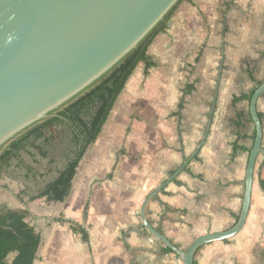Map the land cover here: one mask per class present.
Listing matches in <instances>:
<instances>
[{
  "label": "crops",
  "instance_id": "1",
  "mask_svg": "<svg viewBox=\"0 0 264 264\" xmlns=\"http://www.w3.org/2000/svg\"><path fill=\"white\" fill-rule=\"evenodd\" d=\"M147 55L153 66L139 64L126 82L70 195L35 203L52 225L32 226L40 236L33 264H183L140 216L168 180L145 217L175 247L235 225L255 128L249 101L234 98L264 82V0H183ZM256 109L264 150V94ZM263 186L259 155L244 227L200 248L194 264H264ZM61 220L81 226L86 240Z\"/></svg>",
  "mask_w": 264,
  "mask_h": 264
},
{
  "label": "water",
  "instance_id": "2",
  "mask_svg": "<svg viewBox=\"0 0 264 264\" xmlns=\"http://www.w3.org/2000/svg\"><path fill=\"white\" fill-rule=\"evenodd\" d=\"M179 2L0 0V151L98 83L134 52ZM263 94L264 82L249 100L255 137L248 155L241 211L231 229L201 236L183 251L153 229L145 217L150 200L170 180L142 204V227L183 264H194L200 248L230 240L244 227L255 163L264 155L262 123L256 109Z\"/></svg>",
  "mask_w": 264,
  "mask_h": 264
},
{
  "label": "trees",
  "instance_id": "3",
  "mask_svg": "<svg viewBox=\"0 0 264 264\" xmlns=\"http://www.w3.org/2000/svg\"><path fill=\"white\" fill-rule=\"evenodd\" d=\"M182 1L180 0L134 52L98 83L55 112L53 117L32 126L6 144L0 151V178L14 163L18 169L22 168L30 174L31 170L24 166L21 154L24 153L34 160L36 155L41 161H47L48 153L45 149L55 140V133L63 130L70 136V146L64 157L63 168L37 196L31 198L33 201L45 200L49 204L62 203L70 195L84 155L97 140L126 82L139 64H144L145 72L153 66L147 55L148 48L154 39L167 29L170 18ZM252 94L253 92L234 98V102L249 101ZM28 215L27 210L0 207V264L34 263L40 236L26 222ZM61 222L67 223L74 234H81L82 239L86 240L85 231L81 226L63 220ZM164 250L166 253H172L167 248ZM10 255H14V258L8 262Z\"/></svg>",
  "mask_w": 264,
  "mask_h": 264
},
{
  "label": "rangeland",
  "instance_id": "4",
  "mask_svg": "<svg viewBox=\"0 0 264 264\" xmlns=\"http://www.w3.org/2000/svg\"><path fill=\"white\" fill-rule=\"evenodd\" d=\"M69 137L68 133L63 130L55 133V140L45 149L48 153L47 161H41L36 155L34 160L22 153L23 164L31 170L30 174L22 168L18 169L14 163V166L6 169L0 178V207H24L29 213L26 222L36 227L37 230L40 226L49 229L52 225V218L51 214L47 216L40 208L38 209L35 205V203L39 204L37 200L31 202L29 198L38 195L63 168L64 157L70 146ZM2 198H5V201H2ZM47 212L50 213V211ZM57 213L58 210H53L52 216H57ZM13 258L14 255H10L8 262H11Z\"/></svg>",
  "mask_w": 264,
  "mask_h": 264
}]
</instances>
